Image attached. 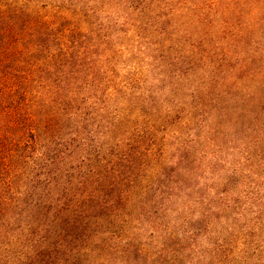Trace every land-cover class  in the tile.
<instances>
[{"label": "trees", "instance_id": "16d2710c", "mask_svg": "<svg viewBox=\"0 0 264 264\" xmlns=\"http://www.w3.org/2000/svg\"><path fill=\"white\" fill-rule=\"evenodd\" d=\"M0 264H264V0H0Z\"/></svg>", "mask_w": 264, "mask_h": 264}, {"label": "rangeland", "instance_id": "374dc122", "mask_svg": "<svg viewBox=\"0 0 264 264\" xmlns=\"http://www.w3.org/2000/svg\"><path fill=\"white\" fill-rule=\"evenodd\" d=\"M125 44H127V42ZM125 46L127 48V45ZM121 74L126 75L124 71H122ZM125 77H127V75ZM106 108L108 107L106 106ZM83 112H86V110H84ZM109 112L110 111L108 110H106L105 112H101L99 109V111H97V113L92 116L93 125L90 127V130L93 132V136L95 137V139L92 140L91 142V149L89 152L91 156V159H90L91 164L87 168L93 171H96L99 167L103 165V160H102L103 154H105L106 155L105 158L108 159V155L110 153L111 142H110V136H109V120L111 119L110 118L111 115ZM74 135L75 133L69 132V135H67V138H71ZM103 145H105L104 149L102 147ZM101 147H102V152H101ZM104 163L106 164L107 161H105Z\"/></svg>", "mask_w": 264, "mask_h": 264}, {"label": "clouds", "instance_id": "9594fccd", "mask_svg": "<svg viewBox=\"0 0 264 264\" xmlns=\"http://www.w3.org/2000/svg\"><path fill=\"white\" fill-rule=\"evenodd\" d=\"M19 253L17 252V250L15 248L12 249V255L15 256V255H18Z\"/></svg>", "mask_w": 264, "mask_h": 264}]
</instances>
